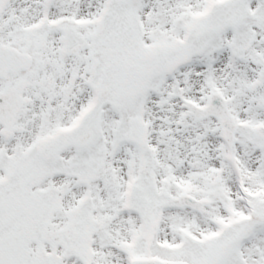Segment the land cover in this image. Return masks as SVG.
I'll return each mask as SVG.
<instances>
[{
  "label": "snow or ice",
  "instance_id": "1",
  "mask_svg": "<svg viewBox=\"0 0 264 264\" xmlns=\"http://www.w3.org/2000/svg\"><path fill=\"white\" fill-rule=\"evenodd\" d=\"M0 264H264V0H0Z\"/></svg>",
  "mask_w": 264,
  "mask_h": 264
}]
</instances>
